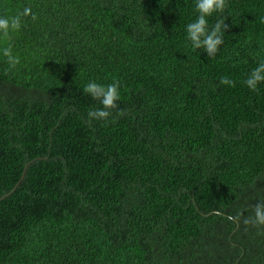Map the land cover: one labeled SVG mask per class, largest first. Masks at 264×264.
<instances>
[{
	"label": "trees",
	"instance_id": "1",
	"mask_svg": "<svg viewBox=\"0 0 264 264\" xmlns=\"http://www.w3.org/2000/svg\"><path fill=\"white\" fill-rule=\"evenodd\" d=\"M192 3L0 0L36 16L17 69L0 56V264H264L243 224L264 199V87L243 84L264 0H229L215 59L185 46ZM90 80L119 81L122 114L89 122Z\"/></svg>",
	"mask_w": 264,
	"mask_h": 264
},
{
	"label": "clouds",
	"instance_id": "2",
	"mask_svg": "<svg viewBox=\"0 0 264 264\" xmlns=\"http://www.w3.org/2000/svg\"><path fill=\"white\" fill-rule=\"evenodd\" d=\"M229 0H193L191 5V19L184 25L185 46L194 52H203L208 59H215L225 44V13H228ZM229 14V13H228ZM230 15V14H229ZM36 19L30 7H25L23 12L14 16H0V41L6 46L0 47V56L5 60L8 71L16 70L21 64L19 55L13 53L11 40L24 26V18ZM220 83L224 86H233L234 81L222 78ZM243 84L252 92L258 93L264 87V60H260L256 67L250 69ZM92 100L98 101L100 107L87 112L89 122L108 121L113 115V110L122 114L119 109L121 100L120 84L113 80L107 85L88 81L82 89ZM215 215L221 216L220 210H215ZM244 212L227 215L229 222H240ZM243 224L258 230H264V199H258L251 208V215L244 217Z\"/></svg>",
	"mask_w": 264,
	"mask_h": 264
}]
</instances>
